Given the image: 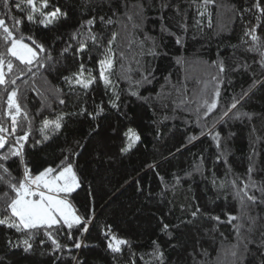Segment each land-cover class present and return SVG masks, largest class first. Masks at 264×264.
Segmentation results:
<instances>
[{
  "label": "snow or ice",
  "instance_id": "obj_1",
  "mask_svg": "<svg viewBox=\"0 0 264 264\" xmlns=\"http://www.w3.org/2000/svg\"><path fill=\"white\" fill-rule=\"evenodd\" d=\"M181 3H187L188 8L195 6L199 16L204 18L205 11L202 9L213 4L214 0H202V3L197 0H78L76 5L61 4L59 0H0V100L6 95V107L0 108V186L7 189L0 188V227L14 230L22 237L17 241L7 237V251L0 256V264H10L9 253L20 249L21 245L25 253L33 252L35 247L50 246L51 251H42L41 255H49L52 264H64L65 252L72 253L73 250L88 247L82 237L89 232L97 218L95 202L98 197L104 199V196H100L101 192L107 197L106 208H111L129 188H133L146 201L154 200L152 191H145L141 185L139 173L137 177L125 178L119 187L113 185L110 190L103 183V173L110 170L103 166L110 164L114 158L127 157L142 144V135L136 128L112 129L113 136L120 137L114 154H110L105 144L94 149L93 160L102 166L97 169L101 181L99 185L96 184V175L89 179L85 175L86 169L79 163L87 151L86 143L81 140L69 143L65 136L70 132L71 122L85 118L94 122L86 137L95 139L101 127L98 120L106 110H114L127 118L122 112L121 94L124 89L119 87L120 80L128 82L131 96L145 103L159 101L162 108H168L169 103L166 101H170L175 105L173 112L179 109L193 114V119H186V125L199 129L198 134L186 136L180 147L162 159L174 158L175 153L182 152L189 145L194 146L202 137L210 138L215 156L209 161L208 169L213 176L212 184L220 190L230 189L241 208L239 216L226 213L222 220L221 216H212L206 212L192 196L189 204L179 206L181 215L176 219H169L175 217L176 205L174 199L166 200L170 205L168 211L156 216V238L151 240L150 245L153 259L145 261V264H173L171 252L176 253V264H221L219 256L216 260L210 259L211 254L204 243L207 242L215 250L217 244L222 247L228 238L223 232H219L218 227H203L204 220L214 221L215 225L226 223L232 226L235 243L229 242L230 246L224 253L227 264H264V179L258 181L253 178L264 173V160L260 159L261 152L264 151V137L255 135L257 129L252 123L254 116L264 117V113L244 110L255 95V89L264 88V36L257 33L259 29L264 34V0H245L246 6L239 9L233 6L231 9L241 22L246 17H251L244 25L241 42L245 45L246 52L259 55L258 60H253L258 69L253 68L246 60L234 61V66L228 69L218 50V59L212 61L211 65L217 69L216 73L204 83L198 95L193 93V99L186 98L185 86L173 84L170 77H165V85L171 91L165 92V85H161V91L155 97L142 95L140 89L147 90V86L156 80V70L154 67L145 68L142 60L135 58L136 67H126L125 51H118L113 47L117 44L120 32H108L109 26L119 24L123 29L127 27V21L132 23L134 29L143 32L151 18L149 13L155 11L160 23L159 35H147L140 43L143 45L150 41L151 46L143 54L156 59L167 55L164 50L166 38L174 39L175 44L181 48L188 38L195 39V35L189 37L187 9H182ZM72 11L78 12L75 23H69L73 19L70 15ZM202 23L203 19H194L196 30L202 31ZM32 26L55 35L48 41H42L33 33ZM207 26L212 27L210 16ZM106 32L109 37L107 40ZM127 47H131V42ZM231 47L232 55L235 56L240 45ZM94 56L98 58L99 78L92 74V69L86 67ZM118 60L119 70L113 71ZM68 61L78 65L75 71H71ZM184 62L183 58L177 57V64ZM228 71L250 74L252 83L239 93L223 99L222 89L226 92L227 85L231 83L226 81ZM133 73L139 78L135 79ZM38 79L43 82V91L36 87ZM60 85H65L66 88ZM98 89L101 90L102 97H106L99 103L90 94ZM29 91L40 98L35 113L27 107ZM173 93L177 94L175 99ZM54 103L62 106L61 110L53 108ZM69 106L74 110H63ZM45 110L54 112V118L43 117ZM37 118L40 119V124L34 130ZM168 118L165 116V119ZM245 120L251 131L246 157L248 167L241 178L233 171L228 159L232 155L229 142L236 135L229 125L236 121L243 123ZM157 134L159 135L158 131ZM258 144L262 147H257ZM47 149L53 150L55 158L42 166V170L38 169L34 173L31 155ZM199 159L201 163L196 164L195 171L204 176L202 162L208 160V157L201 154ZM159 166L160 161L146 165L164 185L161 195L171 190L175 197L181 177L174 174L175 183L169 186L165 178L156 171ZM220 167H225V177L231 175L234 178L217 184L216 171L213 169ZM14 170L16 175L13 174ZM188 175L191 176L192 173L189 172ZM81 190L85 200L77 207L74 200ZM10 192L12 195H9ZM145 207L147 205H127L122 206L121 211L139 218ZM237 220L240 223L233 224ZM105 228L102 234L110 237L107 240V250L112 264H119L125 247L129 254L126 264H136L137 254L132 248V241L115 235L111 231V225H106ZM62 240L71 243H62ZM70 264H84V261L71 255Z\"/></svg>",
  "mask_w": 264,
  "mask_h": 264
},
{
  "label": "trees",
  "instance_id": "obj_2",
  "mask_svg": "<svg viewBox=\"0 0 264 264\" xmlns=\"http://www.w3.org/2000/svg\"><path fill=\"white\" fill-rule=\"evenodd\" d=\"M61 4L76 5L78 0H59ZM135 2V0H133ZM198 3H202V0H197ZM233 6L239 9L245 5V0H214L213 4L207 6L205 11V17L201 18L199 12L195 6L188 8L187 3H181L182 9H187V17L189 23V37L195 35V39L188 38L185 46L181 48L175 44L174 39L166 38L164 41V50L167 55H162L156 59L151 56L144 55L143 53L151 46L150 41L141 45V41L144 37L151 35L156 37L159 35L160 23L156 19L155 11L150 12L151 17L143 32L138 29H134L131 22L125 21L127 27L121 28L119 24L116 26H109L108 32L119 31L117 44L114 48L118 51H125L127 59L124 61L125 66L131 65L136 67L135 59H141L145 68L154 67L156 72V80L152 85L147 86V90L140 89L142 95L152 97L156 96V93L161 91V85H165V77H170L173 84L178 86H185L186 98L193 99V93L199 94L203 88L204 83L210 80L211 76L216 73L217 69L212 67V61L217 60V51L220 52V57L225 61V66L231 69L234 66V61L246 60L249 64H252L253 68L258 69V65L253 63V60H258L259 55L256 53L246 52L245 45L241 42L243 36L244 25L248 23L251 17L241 22L238 16H234L231 10ZM19 15V13H17ZM73 19L69 23H75V17L78 15L77 11L70 12ZM211 17L212 27H208V17ZM194 19H203L201 25L202 31L196 30L194 26ZM255 23V21H253ZM33 33L39 37L42 41H48L55 33H49L43 29L32 26ZM173 31H176L173 28ZM258 34L264 36L257 30ZM178 35L180 33H177ZM108 33H105V40H107ZM245 39H249L245 37ZM131 42V47L127 45ZM232 45H240L235 51V56L232 55ZM177 57L183 58L184 63L177 64ZM103 58V57H99ZM135 58V59H134ZM97 57L86 64V67L92 69V74L99 78V66L97 63ZM119 63L114 66L113 71L119 70ZM68 66L71 71H75L78 67L77 64H73L68 61ZM146 74V73H144ZM135 79L139 76L133 73ZM51 79V77H49ZM226 81H231L227 85V91L222 89V98L228 99L235 93H239L241 89H246L252 83L250 74L243 72L234 73L228 71L226 73ZM53 83H56L53 81ZM65 87V85H60ZM36 87L40 90H44L43 82L41 80L36 81ZM95 87V86H94ZM119 87L124 89L121 94L122 112L126 114L124 116L117 114L114 110L107 111L98 120L101 127L99 135L95 139L86 137L87 131L92 127V121L79 118L70 123V132L66 133L69 143L72 140H81L86 143L87 151L84 152L80 158V165L86 169L85 175L92 179L96 175V184L101 183L99 176L97 175V169L102 166L94 162V149L101 144L108 146L110 154L116 152V145L120 143L119 136H113L112 129L118 128L126 130L127 127L136 128L142 135V144L138 145L132 153L127 157L114 158L110 164L103 167L110 169L105 171L103 175L105 180L103 183L110 190L113 185L119 187L121 181L125 178L132 176L137 177L139 173V180L145 191L151 190L154 200L149 202L143 199L139 193H136L133 188H129L124 195L120 196L119 200L111 208H106L107 197L104 192L100 193V196H104V199L99 197L95 202L96 220L93 226H90L89 232L85 234L82 239L88 247H82L80 250H73L72 253H64V264H70V256L76 255L84 261V264H112V258L107 250V240L110 237H105L102 232L106 230V225H111V231L121 238H127L132 241V248L137 254L136 264H145V261H152L151 240L156 238V228L158 222L156 216L163 215L170 207L165 201H172L176 205L175 217H169V219H176L181 215L179 206L190 203L192 196L200 203L201 207L212 216L219 215L222 220L225 218L226 213H231L239 216L241 214V208L238 200L234 199L231 195V190H220L212 184L213 176L208 171L210 167V160L215 158L214 146H210V138H201V141L195 142V145H189V147L182 152L175 153L174 158L169 157L167 160H163L162 157L168 156L169 152H174L177 147H180L181 142L185 140L186 136L191 134H198L199 129L194 126L186 125V119H193V114L190 111L176 110L172 111L175 107L170 101L168 108H162L159 101L145 103L142 100L131 96L129 93L128 82L126 80L119 81ZM165 92L171 91L170 87L165 85ZM94 96L97 103L102 98V92L98 89L95 93H90ZM176 93H173V99L176 97ZM75 99V97H73ZM40 98L33 92H28V100L26 101L27 107L35 113L36 108L39 106ZM79 105H77L78 107ZM194 106V105H193ZM6 107V95L5 98L0 100V108ZM62 106L53 104V108L57 111L61 110ZM64 111L74 110L71 106L63 108ZM246 111L255 112L257 114L264 113V88L255 89V95L245 105ZM45 118H54L55 113L49 110H45L42 113ZM165 116L169 117L165 119ZM155 122V123H154ZM252 123L256 126V136L264 137V117L254 116ZM40 124V119L37 118L34 121V130ZM229 128L236 133V135L229 142L232 149V155L228 158L232 163L233 171L241 178L244 177L246 169L248 167L247 155L249 153V133L251 131L250 125L247 120L243 123L236 121L229 125ZM159 132V135L157 134ZM223 131V130H222ZM38 138V137H37ZM63 142V138H61ZM257 147H262L258 144ZM52 149H47L44 152H34L31 155L33 161V172H37L38 169L42 170V166L52 161L55 157L52 154ZM203 154L208 157V160L202 162L204 168V176H201L195 171L196 164L201 163L199 156ZM261 160H264V151L261 152ZM153 161H160V166L156 171L160 176H163L171 186L175 183V176H180V184L177 185L178 191L175 193V197L171 190L167 191L165 195H161L164 190L156 175V173L148 169L146 165ZM216 171L215 179L217 184L224 180H231L233 176H224L225 167L219 169H213ZM192 175L189 176L188 173ZM16 175V171H13ZM175 174V176H174ZM207 177V179H205ZM256 180L264 179V173L253 177ZM239 183V181H238ZM3 190H7L6 187L0 186ZM2 195V191H0ZM9 195H12L10 192ZM75 195V194H74ZM219 196V199L217 198ZM224 197H227L225 199ZM85 200L83 190L80 191V195L75 197L74 203L77 207H80L81 203ZM127 205H147L144 208L143 215L139 218L135 215L126 214L121 211L122 206ZM83 212V208L80 209ZM154 213V215H153ZM240 223L239 220L233 221V224ZM203 227L213 228L218 227L219 232H223L228 238L224 245L221 247L219 244L210 247L207 242L204 243V247L208 248L211 254L210 259L216 260L219 256L221 258V264H227V258L224 253L230 246L229 242L235 243V232L232 226L229 224L215 225L214 221L204 220ZM7 237H11L13 241H17L22 238L21 234L15 233L14 230H7L0 227V256H2L7 249L5 243ZM206 241V238H205ZM62 243H71L67 240H62ZM42 251L50 252V246L45 245L43 247H35V250L30 253L23 251V246L20 249H16L9 253L10 264H52V258L49 255H41ZM173 257V264H176V253L171 252ZM143 257V259H140ZM129 259L128 250L125 247L123 256L119 260V264H126Z\"/></svg>",
  "mask_w": 264,
  "mask_h": 264
}]
</instances>
